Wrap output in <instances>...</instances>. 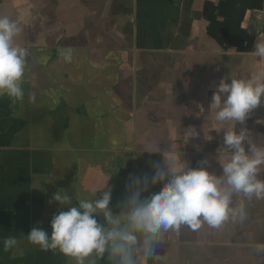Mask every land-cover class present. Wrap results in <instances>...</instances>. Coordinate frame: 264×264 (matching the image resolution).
Listing matches in <instances>:
<instances>
[{
  "label": "crops",
  "instance_id": "crops-1",
  "mask_svg": "<svg viewBox=\"0 0 264 264\" xmlns=\"http://www.w3.org/2000/svg\"><path fill=\"white\" fill-rule=\"evenodd\" d=\"M255 11L264 14V0H0L28 53L23 100L0 96V264H76L27 240L34 226L51 232L61 210L48 203L56 191L75 202L109 185L118 212L126 185L154 175V164L163 168L164 155L193 167L206 159L222 174V135L193 138L188 127L208 128L221 78L264 82V58L254 53L264 23L253 25ZM247 126L264 132V106ZM141 142L160 151L144 152ZM241 204L243 219L230 216L218 228L162 231L137 246L136 264H264V199L234 194L231 207ZM8 236L22 255L4 251ZM83 264L112 262L106 254Z\"/></svg>",
  "mask_w": 264,
  "mask_h": 264
},
{
  "label": "clouds",
  "instance_id": "clouds-1",
  "mask_svg": "<svg viewBox=\"0 0 264 264\" xmlns=\"http://www.w3.org/2000/svg\"><path fill=\"white\" fill-rule=\"evenodd\" d=\"M21 32L17 20L0 15V96L6 95L12 103L24 98L22 84L28 53L15 40ZM254 53L264 58V38L254 42ZM60 55L66 62L71 60L70 52ZM31 99L35 100V96ZM261 106L264 82L221 78L207 105L208 128L202 125L197 130L191 125L188 136L197 138L203 133L204 139L211 141L210 133L222 135V145L215 156L222 174L210 171L206 159L193 167L178 154L164 155L163 168L154 164V175L145 173L126 185L118 212L109 207L113 192L109 185L94 191L91 198H77L75 202L69 193L56 191L48 203L57 202L61 210L49 221L51 232L34 226L26 234L28 242L42 251L58 249L75 258L76 264H83L87 257L104 258L106 254L112 264H136L133 254L137 246L150 244L162 231L182 224L196 229L202 222L218 228L230 216L243 219V204L238 209L231 207L234 194L249 200L264 199V178H260L264 172V132L247 126ZM140 145L149 154L160 151L156 143ZM2 243L4 251L23 254L15 237H5Z\"/></svg>",
  "mask_w": 264,
  "mask_h": 264
},
{
  "label": "water",
  "instance_id": "water-1",
  "mask_svg": "<svg viewBox=\"0 0 264 264\" xmlns=\"http://www.w3.org/2000/svg\"><path fill=\"white\" fill-rule=\"evenodd\" d=\"M251 19H252V23L253 25L256 23L258 24V26H261L263 25L264 23V14H262L261 12H253L252 16H251ZM256 31V30H254Z\"/></svg>",
  "mask_w": 264,
  "mask_h": 264
}]
</instances>
